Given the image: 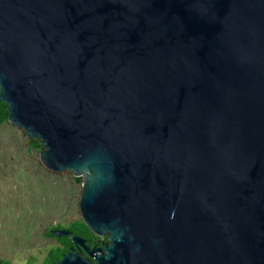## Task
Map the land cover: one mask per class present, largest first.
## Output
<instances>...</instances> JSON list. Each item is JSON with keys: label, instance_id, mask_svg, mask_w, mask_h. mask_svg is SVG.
<instances>
[{"label": "water", "instance_id": "obj_1", "mask_svg": "<svg viewBox=\"0 0 264 264\" xmlns=\"http://www.w3.org/2000/svg\"><path fill=\"white\" fill-rule=\"evenodd\" d=\"M0 101L103 239L52 264H264V0H0Z\"/></svg>", "mask_w": 264, "mask_h": 264}, {"label": "rangeland", "instance_id": "obj_2", "mask_svg": "<svg viewBox=\"0 0 264 264\" xmlns=\"http://www.w3.org/2000/svg\"><path fill=\"white\" fill-rule=\"evenodd\" d=\"M78 178L48 172L16 126L0 125V259L42 263L60 241L46 237L45 229L80 219Z\"/></svg>", "mask_w": 264, "mask_h": 264}, {"label": "trees", "instance_id": "obj_3", "mask_svg": "<svg viewBox=\"0 0 264 264\" xmlns=\"http://www.w3.org/2000/svg\"><path fill=\"white\" fill-rule=\"evenodd\" d=\"M7 121V106L5 103L0 101V125ZM35 141L34 147H40V144L37 140ZM76 180H79V178H76ZM59 228V224L50 226L45 229L44 235L46 237L55 238L50 234L51 229ZM67 230H69L72 234L80 236L86 240V244L89 246H99L101 244V238L95 236L90 230L87 228V226L82 222L81 218L78 220L70 221L67 226L63 227ZM59 238H56L58 241ZM63 239V240H62ZM59 245L52 247L45 255L43 261L41 264H52L56 261H58L63 254L67 253L70 250L71 241L68 237H60L59 239ZM105 240V239H104ZM83 256H86V254L81 251ZM0 264H7L6 261L3 259H0Z\"/></svg>", "mask_w": 264, "mask_h": 264}, {"label": "flooded vegetation", "instance_id": "obj_4", "mask_svg": "<svg viewBox=\"0 0 264 264\" xmlns=\"http://www.w3.org/2000/svg\"><path fill=\"white\" fill-rule=\"evenodd\" d=\"M101 239H102V238H101ZM102 241H103V239L101 240V242H102ZM87 245H88V244H87ZM100 245H101V244H100ZM100 245H99V246H100ZM71 246H72V245H71ZM71 246H70V248H71ZM90 247H92V246H90ZM80 252H81V250H80Z\"/></svg>", "mask_w": 264, "mask_h": 264}]
</instances>
